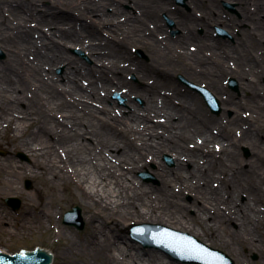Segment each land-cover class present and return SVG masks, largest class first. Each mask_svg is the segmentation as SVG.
<instances>
[{
	"label": "bare ground",
	"instance_id": "6f19581e",
	"mask_svg": "<svg viewBox=\"0 0 264 264\" xmlns=\"http://www.w3.org/2000/svg\"><path fill=\"white\" fill-rule=\"evenodd\" d=\"M45 1L50 6L40 8ZM234 1L243 18H229L213 9H204V15L198 16L172 9L165 0H7L11 19L2 15L0 5V42L7 55L0 66V143L11 152L23 150L31 158L30 164L13 155L0 158V198L25 193V177L41 181L34 189L37 199L26 195L21 213L14 216L0 205V232L13 237L45 230L54 217L47 195L62 184L86 205L89 231L83 247L58 230L57 236L65 238L58 264H82L74 259L80 255L76 249L87 253L83 264H180L128 242L119 230H129L131 220L193 234L197 229L209 240L236 249L233 237L226 239L230 232L241 244L260 248L264 240L253 232L264 222L260 208L264 187L261 179L253 177L262 162L258 147L263 141L250 128L233 137L218 121L205 118L194 97L177 87L160 97L156 84L139 86L126 78L129 71L145 79L151 75L149 66L136 60L129 66L120 65L130 43L149 47L152 62L160 63V51L171 50L175 56L178 46L174 42L181 48L195 42L198 52L182 49L175 56L182 62L152 67L157 82L167 80L172 69H180L190 79L222 93L226 90L219 78L227 72L238 75L242 88L249 89L251 80L242 67L245 60L252 63L254 58L240 52L238 44L222 48L224 56L218 62L205 64L209 61L206 50L224 46L210 35V25L236 30L246 23L250 27L242 28L238 43L246 35L252 38L251 46L264 42V0ZM125 3L132 10L122 7ZM189 3L194 9L202 7L200 0ZM162 12L173 17L182 31L175 40L158 36ZM32 20L37 22L35 26L29 24ZM199 26L206 29L203 35L196 31ZM105 30L113 38L104 37ZM119 33L124 38L117 39ZM76 45L88 50L101 66L85 67L70 51ZM228 59L237 61V66L227 65ZM59 65L65 66L61 76L55 72ZM261 73L264 75V69ZM115 90L129 99L132 111L128 115H122L114 104L107 105ZM136 95L144 97L143 108L134 101ZM223 101L227 108L235 104L240 116L233 98L223 97ZM243 142L252 146L253 157L242 159L248 166L236 170L233 146ZM165 152L175 156V167L160 161ZM153 162L159 165L155 172L161 184L149 187L137 181L134 173ZM187 192L194 195V215L188 213L192 204L184 200ZM243 193L247 198L240 202ZM233 221L238 223L234 231L230 227ZM0 249L11 252L3 246ZM50 251L53 254L52 248Z\"/></svg>",
	"mask_w": 264,
	"mask_h": 264
},
{
	"label": "rangeland",
	"instance_id": "374dc122",
	"mask_svg": "<svg viewBox=\"0 0 264 264\" xmlns=\"http://www.w3.org/2000/svg\"><path fill=\"white\" fill-rule=\"evenodd\" d=\"M7 0H0V5L3 6V16L7 19L13 18L11 12L8 10L9 7L6 5ZM11 1V0H8ZM168 2V5L173 9L177 8L178 10L190 13L195 12L198 16L204 15V9H213L216 12L227 15L229 18L231 17H238L243 18V14L241 10L239 9V3L234 0H200L202 7L194 9V7L189 3V0H165ZM42 9H47L50 6V2L45 1L38 5ZM126 10H132V6L129 3L123 4V6ZM107 12L112 11L111 8L106 9ZM98 16V15H97ZM36 21H30L29 24L32 26L36 25ZM159 25H161V30L158 33L159 38H162L164 40H169L170 38L176 39L179 34H181V29L177 27V21L171 17L167 12H162L159 16ZM250 26L248 24H243L240 27H238L236 30H229L228 27L224 25H218L213 24L209 26L210 35L214 38V40L221 42L224 46H218L214 51L208 49L205 51L207 57L209 58L205 64L211 66L214 64L212 60H216V62L219 61L218 58H223L224 56V49L229 47L230 49L233 48L234 45L239 46L240 52H245L250 58H254V62L250 63L249 61L245 60L243 62V70L246 73V76L251 80V87L249 89L242 88V80L239 78L238 75L233 73H224L219 78L220 84L225 88V92L218 93L215 92L213 89H210V87L205 83L201 82L199 80L190 79L183 70L175 69L171 70V75L167 80H164L162 78L160 82H157V77L155 76L154 70H152V67H158V68H164L165 65L170 63H178L182 62V59L179 57H175L178 55L182 49L183 51H192V52H198V45L195 42H188L186 46L183 48L180 47V45L176 42H174L178 47V51H176L175 56L172 55L169 50L160 51L161 55L159 56L161 59L160 63H154L151 60L150 57V49L149 47H143L140 44L136 43H130L126 47V58L121 57L120 59V65L121 66H129L130 63H132L133 60H136L143 64V66H149L147 67L148 71L151 72V75L143 79L140 75H138L136 72H126V78L131 81L132 83L136 85H143V86H149L156 84V89L158 90V93L160 97L164 95H170L173 93L174 87H177L181 93H187L190 96L194 97L196 103L198 104V107H200V110H202L204 113L203 115L205 118H208L213 121H218L220 125H222V128H224L227 132H229L233 137L237 138L242 135V132L245 129H252L254 133L259 137L260 141H263L262 143H259L258 147V154L259 159L262 160V162H259V169H257V174L254 175L253 179H261L262 183L261 185L264 187V75H261L262 69H264V42L262 44L251 46L253 44L252 38L250 35H246L243 37L242 40L244 42L238 43V37L242 36V28H249ZM198 34L203 35L206 32V29L202 26H199L196 30ZM148 34V32H146ZM104 37H112L110 33L105 30L104 31ZM115 37L117 39L124 38V34L119 33L116 34ZM114 40V39H113ZM118 42V40H116ZM195 43V44H194ZM192 44V45H190ZM117 46V45H116ZM228 48V49H229ZM185 49V50H184ZM243 49V50H241ZM71 53L77 57L82 64L85 65V67L90 66H98L101 65L96 63L93 56L89 53L88 50L83 49L80 46H72L70 48ZM232 51V50H230ZM175 52V50H174ZM182 53V52H181ZM223 55V56H222ZM222 56V57H221ZM163 57V58H162ZM7 61V55L6 51L4 50V47L2 43L0 42V66L4 65ZM212 61V62H211ZM253 61V60H252ZM237 61L228 59L227 65L235 68L237 66ZM204 64V63H203ZM170 66V65H169ZM174 68V67H173ZM200 68V66L198 67ZM65 66L59 65L55 72L59 74L60 76L64 74ZM109 75L111 77H116L113 72H110ZM232 79L236 82V87L232 83ZM85 85L89 86V80L84 79L82 81ZM149 84V85H148ZM193 86H203L206 90L210 91L215 98L219 102V111L215 112L212 110V108L207 105L203 97L199 94V92L196 91V89ZM115 89V88H114ZM223 97H227L228 99L233 98L234 101H236L237 109L240 112V116L236 115V106L233 104V108H227L228 104L227 102L223 101ZM129 99L123 95V92L120 90L113 91L112 95L110 96V101L106 102L107 105L114 104L116 109L122 113V115H128L132 111V106H130ZM177 100V99H176ZM134 101L139 107H144L145 99L144 97L140 95L134 96ZM178 101V100H177ZM22 107H25L26 104H21ZM232 107V106H230ZM219 125V126H220ZM88 141H90V138H87ZM112 152H114L112 150ZM9 155H13L16 159L30 164L31 158L30 156L23 150H18L11 152L9 150H6L5 147L0 143V158H5ZM253 157V151L252 146L248 143H238L233 146V168L236 170H241L243 168H246L248 164L245 162H241L242 159L244 160H250ZM160 161H162L163 165L169 168H173L176 165V159L175 156L172 153L165 152L162 156ZM242 163V164H241ZM159 165L156 162H153L150 164L149 167L144 168L142 170H138L135 175V179L139 181L140 183H143L145 185H148L149 187H155L159 186L161 184V180L159 175L155 172L156 169H158ZM192 167V164H188V168ZM259 176V177H257ZM257 177V178H256ZM30 180L32 185L31 187H28L27 181ZM41 181L37 178H32L31 176L25 177L23 180V187L25 193H15L13 195H2L0 198V205L11 212L14 216L18 213H21V211L24 210L25 203L27 201L26 195L31 194L35 199H37V196L34 194V189L36 186L40 185ZM185 201L188 202L190 205L192 204V208L188 210V213L190 215L196 214V207L194 206V195L190 192H187L184 194ZM8 197H17L21 200V206L18 209H13L11 206H9L6 202V199ZM47 203L51 204L54 208V217L52 224L47 223V228L45 230H36L34 232H28L25 235H17V236H9L6 234H3L0 232V246H3L5 248H9L11 252H16L17 249H22V247H28V250L31 249L32 246L36 244H42V246H47L52 248L54 256V260L51 264H58L59 263V256H61L63 251V242L65 241L64 236L60 237L57 236V232L59 229H62L66 236H70L72 239L71 241H77L79 244H81L83 247L87 246L88 243V231H89V219L87 214V207L84 204V202L80 199V196L78 194H72L70 190H68L64 185L59 184L54 192H51L47 195ZM247 198L246 194L239 195V201L243 202ZM75 205L81 207L82 209V217L85 222L83 228H78L75 225L65 224L64 223V215L65 213L72 209ZM260 208L264 211V199L260 204ZM141 224H154L151 222H136L134 220H131L127 227L129 230H124L123 228L119 230V233L122 235H125L127 237L128 242L133 243L136 245V247L143 248L146 250H154L157 252H160L165 255L167 260H172L175 262H178L180 264H201L196 262H190L185 261L184 259H180L173 254L167 252L165 249L157 246L153 242H157L158 239L151 235H146L147 232L143 233H137V235H134L132 232L136 225ZM154 225H162V224H154ZM167 228H170V230H175V232L178 231V229H175L174 227L168 226V225H162ZM231 229L234 231L238 227V223L236 221H233L232 224H230ZM197 233L193 234L190 231H184L185 234L188 233L191 236L201 240L202 242H205L209 246L213 248L220 249L227 253L234 261L235 264H264V222L257 225L255 227V231L253 232V235L257 239H262V245L260 248L255 249L253 247H249L247 244H241V241L237 235L234 233L231 234L230 232H226V239L229 240L231 237H233V242L236 243V249L232 246H227L225 244H221L220 242H214L212 240H209L206 236L203 234H199L197 229H195ZM180 232V231H179ZM258 234V236H257ZM252 235V236H253ZM251 236V235H250ZM78 252L77 257L75 256L74 259L79 261L80 263H84L86 260V251L76 249ZM85 251V252H84ZM198 255H193L192 257H197ZM95 263V261H92ZM97 264V263H95Z\"/></svg>",
	"mask_w": 264,
	"mask_h": 264
},
{
	"label": "water",
	"instance_id": "95a60500",
	"mask_svg": "<svg viewBox=\"0 0 264 264\" xmlns=\"http://www.w3.org/2000/svg\"><path fill=\"white\" fill-rule=\"evenodd\" d=\"M232 83L236 87L235 80L232 79ZM193 87L204 96L207 105H209L213 111H219V102L211 92L202 86ZM27 185L31 187L32 183L30 180L27 181ZM6 202L15 210L21 206V200L17 197H8ZM64 223L75 225L80 229L83 228L85 222L82 217L81 207L75 205L71 210H68L64 216ZM147 229H156L166 232L172 231L174 235L168 238L169 242L156 245L162 246L168 252H171L177 257H182L187 261L201 264H235V261L224 251L213 248L199 239L189 236V234L169 230V228L165 226L154 224L136 225L132 233L137 235L138 232H144V230ZM1 250L2 249H0V264H51L54 259L50 247H43L42 244H36L32 246L30 250H28V247H22V249L16 250L17 253L10 252L15 254H10ZM22 250L23 252H21ZM190 254H199L200 257H191L189 256Z\"/></svg>",
	"mask_w": 264,
	"mask_h": 264
}]
</instances>
